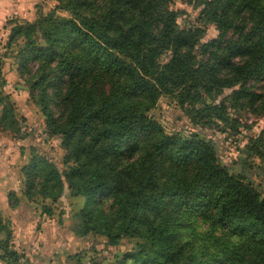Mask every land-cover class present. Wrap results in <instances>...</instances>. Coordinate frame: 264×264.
Returning <instances> with one entry per match:
<instances>
[{
  "label": "trees",
  "instance_id": "trees-1",
  "mask_svg": "<svg viewBox=\"0 0 264 264\" xmlns=\"http://www.w3.org/2000/svg\"><path fill=\"white\" fill-rule=\"evenodd\" d=\"M55 1L51 9L38 3L31 20L0 27L10 28L0 52V133L26 139L6 90L4 65L13 59L47 136L64 151L60 169L31 149L22 195L8 193L10 208L41 197L53 217L66 190L85 198L66 241L88 240L97 253L93 244L104 238L119 264H264L260 185L223 165L203 133H167L152 115L163 98L203 130L236 129L230 110L264 115V93L256 91L264 0H181L199 10V26L190 27L172 8L177 0ZM210 26L217 35L205 40ZM242 153L244 165L257 159L264 172V130ZM85 255L66 261L84 264ZM0 261L29 264L1 207Z\"/></svg>",
  "mask_w": 264,
  "mask_h": 264
},
{
  "label": "rangeland",
  "instance_id": "rangeland-1",
  "mask_svg": "<svg viewBox=\"0 0 264 264\" xmlns=\"http://www.w3.org/2000/svg\"><path fill=\"white\" fill-rule=\"evenodd\" d=\"M39 3L45 4L46 9H51L57 4L55 0H41ZM172 8L182 12L179 20L181 26H199L197 20L199 10L195 9L193 5H190L186 1L177 0L173 3ZM24 14L26 16L27 12ZM27 17H29V15ZM27 19L20 18L17 21L22 22ZM9 33V27L4 29V31L0 30L1 53H4L3 47L8 41ZM216 35L217 31L215 27L210 26L205 40L214 39ZM17 69L18 66L16 61L13 59L6 60L4 65V74L7 80L6 90L11 94L12 100L15 103L22 131L24 132V135H26V139L20 140L13 138L9 133H0V192L13 191L17 196H19L18 194L21 196L24 188L22 169L29 163L31 149L35 148L40 156L52 160L60 169H63L62 160L64 157V151L61 149L57 138L50 139L47 136L42 114L30 100L27 92L28 90L21 81ZM256 88L258 93H264V78L257 84ZM230 93L231 91L226 90L224 96H227ZM152 115L160 122L167 133L182 132L187 136L203 133L205 139L213 141L217 145V152L221 163L225 166L231 167L234 171L246 172L256 184L260 185L264 195V172L262 163L255 159L251 164L252 166L244 165L243 161L246 156L242 153L243 149L248 144L249 139L257 138L264 130V115L256 116L250 112L236 113L230 110L229 115L232 119L237 121L236 129L233 130L222 124H215L212 127L203 130V128H194L191 126V123L177 105L169 101L167 98H163L160 101L159 106L154 112H152ZM1 196L5 197V194L1 195L0 193V198H2ZM38 201L40 204H37ZM33 202L35 204H33ZM85 202L86 200L83 197H70V193L66 190L58 204L55 207H52L54 216L48 217L47 211L49 210L47 209L51 208L50 201L43 202L41 197L29 201L33 207L35 205L36 208L33 209L40 213L43 218L39 217L37 224L34 225L31 231H28L36 232L37 236L33 243H29V241L25 242L23 245L24 249H29V246L31 245H38L37 247L40 250H45L43 255L45 256V264H75L74 260L67 263V255H75L83 251L86 253L83 260L84 264H119V261L115 259L116 254L105 250L103 246L104 238H97V240H95L96 245L92 243L93 246H96L98 250L97 253L90 250V243L87 242L88 240L83 241L80 239L78 242L81 244H78V246L76 241L67 242L66 239L64 240L66 237L63 232H61L60 226L64 225L67 229H70L72 226L71 218L74 212L82 209L85 206ZM4 210L8 211L7 209L2 208V211ZM29 213L28 215H33L34 217V212ZM7 214H10V217ZM18 215L19 214L10 211H8V213L4 212V217H8L9 220H12L11 225L13 229L15 228V223L22 224V218L26 213L23 212V216L21 214ZM23 220L25 221V217ZM14 238L15 237H13V240ZM35 249L36 248H34V250ZM124 250L125 246L121 250L115 252L121 253V251ZM32 254L33 258L31 256L28 257L29 264L35 263L37 260V253ZM56 254L59 256V259Z\"/></svg>",
  "mask_w": 264,
  "mask_h": 264
},
{
  "label": "crops",
  "instance_id": "crops-1",
  "mask_svg": "<svg viewBox=\"0 0 264 264\" xmlns=\"http://www.w3.org/2000/svg\"><path fill=\"white\" fill-rule=\"evenodd\" d=\"M39 2H41V0H0V27L3 28L6 24V22L12 18H18V19L29 18L27 20H31L34 16V8ZM26 12H27V15L25 16L24 13H26ZM28 15H29V17H27ZM23 16H25V17H23ZM0 193H1V195L5 194V197L1 196L2 198H0V207L1 208L7 209L8 211L13 212L15 214H19V215L21 214L22 216H23V212L26 213V215L24 216L25 221L23 220L24 217L22 218V224H16V223L14 224L15 228L13 229L14 230L13 237H15V238L13 240V244H14L15 249L18 252H20L21 254L25 255V258L27 260H29L28 259L29 256H31L33 258L32 253H34V254L37 253V255H38L36 257L37 260L35 261V263H31V264H45V256H43L45 253V250H40L37 247L38 245H36V246L31 245V246H29V249H24V247H23L25 242L29 241V243H33L36 240V236H37L36 232H28V231H31L32 228L34 227V225L37 224L38 218L39 217L43 218V216L40 213H38L37 211H35V209H33V208H36L35 205L33 207V205H31V203L27 202L26 200H22L20 205L12 211V209L9 206V201H8L9 191L8 192L7 191L0 192ZM18 195L20 196V194H18ZM33 204H35V203L33 202ZM37 204H40L39 201L37 202ZM21 208H22V210H21ZM8 211L4 210L3 214H4V212L8 213ZM29 212H34V217H33V215H28ZM7 215L9 216L10 214H7ZM11 218H12V216H11ZM10 221L12 222V220H10ZM60 228H61L60 229L61 232H63V234L66 237L67 227L62 225V226H60ZM65 239H67V238H64V240ZM79 240L80 239L74 240V241H76L77 246H78V244L79 245L81 244L80 242H78ZM15 244H16V246H15ZM34 248H36V249L34 250ZM62 254H64V253H62ZM56 256H58V255L56 254ZM58 259H59V256H58ZM0 264H4V263H2L0 261Z\"/></svg>",
  "mask_w": 264,
  "mask_h": 264
}]
</instances>
